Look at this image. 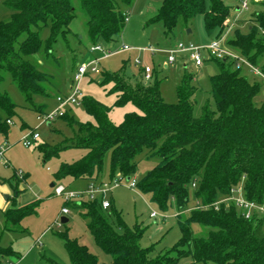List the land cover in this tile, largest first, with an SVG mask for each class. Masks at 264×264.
Here are the masks:
<instances>
[{
    "label": "trees",
    "instance_id": "16d2710c",
    "mask_svg": "<svg viewBox=\"0 0 264 264\" xmlns=\"http://www.w3.org/2000/svg\"><path fill=\"white\" fill-rule=\"evenodd\" d=\"M87 16L86 28L91 41L112 42L123 30L125 13L132 0H77ZM11 10L8 18L0 19V84L5 74L32 108L41 113L42 105L33 101L36 95H47V74L39 71L29 60L41 47L50 54L58 38L66 39L75 17L72 0H5ZM247 33L236 31L227 41L232 50L244 56L264 73V1L257 3ZM123 6V7H122ZM201 14L205 30L220 38L229 25L231 8L224 0H161L151 22H161L166 34L172 33L178 21H188ZM47 27L43 41L40 30ZM218 71L210 76V92L214 106L204 104L194 116L196 85L192 73L183 72L176 87L177 100L165 102L159 80H145L144 68L131 76L123 61L116 71L101 72V84L112 86V105L107 106L93 97H81L80 102L92 120L79 121L67 116L74 133L65 144L39 145L44 160L62 149L82 148L86 152L71 162H62L54 173L60 183L65 178L103 181L104 158L109 154V178L117 174L132 177L136 173L137 157L157 162L137 178L136 188L150 195L152 202L165 207L169 200L180 213L189 201L190 191L204 208L192 209L185 217H177L181 237L165 252L154 246L142 248L140 225L130 228L112 210L115 224L108 219L99 199L80 203L65 201V206L78 209L86 221L95 244L110 255L109 264H264V213L245 217L233 201H221L242 186L243 196L264 206V99L255 102L261 82L249 80L243 68H235L229 58H210ZM131 79L132 82L129 81ZM127 103L133 110L124 113L120 122L109 118V111ZM16 104L0 89V132L6 134L8 120ZM66 112L64 111L63 116ZM111 203V201H110ZM218 203L216 206L215 204ZM38 201L3 212V231L25 232L20 226L23 218L36 213ZM112 207V205H110ZM109 207V208H110ZM206 227L204 235L195 236L191 225ZM71 264H102L98 256L67 231L59 232ZM8 256L18 254L0 245V264ZM51 264H59L48 259Z\"/></svg>",
    "mask_w": 264,
    "mask_h": 264
},
{
    "label": "rangeland",
    "instance_id": "374dc122",
    "mask_svg": "<svg viewBox=\"0 0 264 264\" xmlns=\"http://www.w3.org/2000/svg\"><path fill=\"white\" fill-rule=\"evenodd\" d=\"M241 1L224 0V3L231 8L230 23L221 36L224 39L222 44L228 48L231 47L228 46L227 41L234 37L236 31L248 32L249 26L253 24L251 21L253 13L261 10L257 3L264 0H246L248 9L239 12L236 16L235 9L240 8ZM4 2L5 0H0V19L8 18L11 13ZM160 2L161 0H132L128 7L124 6V9L129 13V20L125 22L121 33L110 43H96L103 48L110 49L113 53L101 59L97 72L90 71L79 82V90L85 97H93L107 106L112 105L116 95L108 92L112 86L111 82L100 83L101 72L103 70L116 71L126 60L128 63L124 71L127 76L137 73V69L143 67L151 72L149 80L157 77L160 93L165 102H176V87L183 72L186 71L193 74V81L196 85L194 116L201 113L204 104L214 106V99L210 92V76L214 75L218 69L213 60L206 58L203 65L195 66L187 53L175 51L172 53L173 63H168L166 67L164 63L178 42L205 46L216 38V34L207 33L201 14L193 16L186 22L180 19L172 33L166 34L161 22L150 21ZM72 3L75 8V17L69 25L70 33L66 39L58 38L52 45L50 54H46L44 47H41L35 54L28 57L39 71L49 77L47 95H36L33 98L36 105L42 104L40 108V111L44 110L42 112H50L57 107L56 96H67L71 93V88L74 85L73 72L77 63L84 61L88 55L96 57L101 55L100 52L90 51V47L94 43L87 34V16L77 0H72ZM48 34L47 27L42 28L39 33L43 41L48 37ZM123 44H127L131 49L122 50ZM146 47H153L156 50L151 53L143 49ZM202 53L204 56L207 55L206 50H202ZM135 58L140 60L139 64L134 63ZM241 72L249 80L261 82V90L254 99L259 104L264 99V83L259 78L252 76L246 69ZM129 81L132 82L131 79ZM0 89L5 91L16 104L15 113L10 117L6 134L0 132V142L7 140L9 143L4 155L10 162L6 165L0 164V178L6 180L10 178L13 168L23 175H27L26 190L19 191L18 197H14L12 179L11 182H0V245L9 247L18 254L16 258L5 257V264H7V260H14L18 264H51L48 258L59 264H71L68 253L58 235L63 231H67L69 237H75L80 243L86 245L92 253L98 256L102 264H109L110 255L105 254L95 244L80 211L66 206L69 210L68 214H61L60 209L65 198L54 194L53 187L50 186L52 182H58L54 179V173L59 164L79 158L86 150L68 147L43 162L44 154L39 149L41 144L51 146L65 144L66 140L72 137L74 127L68 124L67 116H72L79 121L92 120L91 116L86 113L83 104L79 102L78 104H65L62 108L66 112L65 116L56 117L49 123L40 122L38 118L40 113L25 102L10 74H5ZM133 109V104L127 103L123 107L113 108L108 115L112 121L118 123L122 120L125 112ZM0 117L4 120L6 114L0 111ZM31 132L38 133L39 138L32 141L30 146H24L20 138ZM137 160V170L132 175L135 178L142 176L157 162L155 157L146 158L144 152L138 155ZM99 178L105 181L109 180L108 153L104 158L103 170ZM75 180L73 183L67 182V179L61 182H67V189L70 190L82 187L85 183L81 178ZM23 193L24 195L32 194L40 199L37 214L26 216L21 220L20 226L24 228V233L2 231L3 211L14 202L17 204L22 202ZM239 193L243 196L242 189ZM106 198L111 201L112 205L106 209L109 221L113 225L115 224L114 215L111 213L114 210L130 228L136 224L140 225L143 234L139 239V246L142 248L154 246L157 252L169 250L180 239L181 231L177 217L187 216L192 209L204 208L200 202L194 199L193 190L190 191L186 207L179 213L174 201L169 200L162 208L151 201L149 194L140 192L136 187L129 188L126 186V182L113 187L106 193ZM228 202H225V206L228 205ZM152 211L156 212L155 217L151 216ZM62 216L67 218L65 223L61 222ZM191 229L195 236L204 235L207 231L206 227L196 223L191 225ZM186 261L189 260L183 259L178 264Z\"/></svg>",
    "mask_w": 264,
    "mask_h": 264
},
{
    "label": "built area",
    "instance_id": "2783aa9c",
    "mask_svg": "<svg viewBox=\"0 0 264 264\" xmlns=\"http://www.w3.org/2000/svg\"><path fill=\"white\" fill-rule=\"evenodd\" d=\"M255 1V0H253ZM248 9V4L246 0H242L240 3V8H238L239 12ZM237 14V15H238ZM129 20V13H125V22ZM264 33V31H262ZM223 38H214L209 44L205 46L195 45L193 43L184 44L182 42H178L174 50L170 51V54L167 56V60L165 62V66L168 63H173L174 56L173 52H185L188 54L189 59L193 62L195 66H201L205 60V58H229L234 61L235 68H243L246 69L252 76L259 78L264 83V73L260 70L259 67L251 64L244 56L239 54L238 52L224 46ZM122 50H129L127 44L122 45ZM146 51L154 53L156 50L153 47H146L143 48ZM202 50H206L207 55L204 56ZM90 51L92 52H100V56L91 57L89 60L80 61L76 64L73 72V80L74 85L72 86L71 93L67 96H56L57 107L50 111V112H43L38 115L40 122H47L49 123L54 118L62 116L64 111L62 110L65 104H78L80 102L81 97L83 96L82 92L79 90V82L80 80L90 71L97 72L98 65L102 58L107 57L113 53L110 49L103 48L100 44H94L90 47ZM135 64H139L140 60L138 58L134 59ZM143 77L145 80H149L151 78V72L144 68ZM10 120H8V123ZM39 138L38 133L31 132L30 134L24 135L21 137L20 141L24 146H30L32 141H36ZM9 145L7 141H4L0 145V161H3L5 164L7 160L5 159V149ZM17 176L22 179L23 174L19 171H16ZM126 182V186L129 188H135L137 178L135 177H125L122 174H117L113 178L109 179L108 181H97V180H90L86 186V188L81 190H70L67 189V186L58 183L53 187V193L56 195L63 196L66 201H71L75 203H80L85 200H95L99 199L102 209L106 210L110 207L111 203L110 200L106 198V193L110 191L113 187ZM242 189V186H238L236 189H233L230 196L224 198L221 201L228 202L233 201L234 204L241 208L245 217H250L253 213H264V206L261 204H257L251 201H247L239 191ZM218 203L215 204V206ZM217 207V206H216ZM69 210L66 206L62 207L61 213L67 214ZM157 214L155 211L151 212V216L155 217ZM8 264H16L13 262H9Z\"/></svg>",
    "mask_w": 264,
    "mask_h": 264
},
{
    "label": "crops",
    "instance_id": "0c3cea01",
    "mask_svg": "<svg viewBox=\"0 0 264 264\" xmlns=\"http://www.w3.org/2000/svg\"><path fill=\"white\" fill-rule=\"evenodd\" d=\"M235 11H236V16H237V12H238V8H236L235 9ZM224 40V39H223ZM91 57H95V56H89L88 55V57L85 59V60H89ZM206 59V58H205ZM205 61V60H204ZM204 63V62H203ZM203 65V64H202ZM164 66H165V63H164ZM166 67V66H165ZM218 71V70H217ZM40 105H42V104H40ZM42 111H44V110H42ZM43 113V112H42ZM5 138H6V136H5ZM21 139V138H20ZM4 141H7V140H4ZM4 141H2V143L4 142ZM8 142V141H7ZM1 143V142H0ZM1 143V144H2ZM0 144V145H1ZM83 155V154H82ZM81 155V156H82ZM5 159L7 160V163H10L9 162V160L7 159V156L5 155ZM76 160V159H75ZM6 163V164H7ZM62 163V162H61ZM0 164H3V165H6L3 161H0ZM47 169H48V167H47ZM12 179V181L14 182V183H11V185H12V187H13V192H14V197H18L20 194H19V191H21V192H24L25 190H26V187H27V182H26V179H27V175H23V178L22 179H20L18 176H17V173H16V169H14L13 168V172H12V175H11V177L10 178H8L7 180L6 179H1L0 178V182H5V181H7V182H11L10 180ZM67 179V182H70V183H73V182H75L76 180L75 179H72V178H70V177H68V178H65L64 180H66ZM81 179H83L84 181H85V183H84V185L82 186V187H78V188H75V189H72V190H81V189H84V188H86V186H87V184H88V182L90 181V180H88V179H85V178H81ZM67 182H60V183H62V184H64V185H67L68 183ZM67 183V184H66ZM58 184V183H57ZM54 185H56V184H54L53 182L50 184V186H52V187H54ZM27 196V197H26ZM10 197V196H9ZM33 201H38V206H37V209L39 208V205H40V199L38 198V197H35L34 195H32V194H26V195H24V193H23V200H22V202H20L19 204H17L16 202H14L11 206H9V207H7L6 209H8V208H10V207H19V206H23V205H25V204H28V203H31V202H33ZM66 201V200H65ZM65 205L63 204V206L62 207H64ZM62 207H61V209H62ZM5 209V210H6ZM37 209H36V213H35V215L37 214ZM61 209H60V213H61ZM4 210V211H5ZM3 211V212H4ZM62 214V213H61ZM68 214V213H67ZM62 217H64V216H62ZM61 217V218H62ZM60 218V219H61ZM66 218V217H65ZM24 219V218H23ZM3 223H4V217H3ZM2 228H3V226H2ZM3 231V230H2ZM16 258V257H15ZM48 259H51V258H48ZM3 261H4V259H3ZM5 262V261H4ZM9 262H13V263H16V264H18L17 262H15L14 260H12V261H9V260H7L6 261V263L8 264ZM5 264V263H4Z\"/></svg>",
    "mask_w": 264,
    "mask_h": 264
},
{
    "label": "water",
    "instance_id": "95a60500",
    "mask_svg": "<svg viewBox=\"0 0 264 264\" xmlns=\"http://www.w3.org/2000/svg\"><path fill=\"white\" fill-rule=\"evenodd\" d=\"M127 179H128V177H127ZM66 221H67V218H65V217H62V218H61V222H62V223H65Z\"/></svg>",
    "mask_w": 264,
    "mask_h": 264
}]
</instances>
